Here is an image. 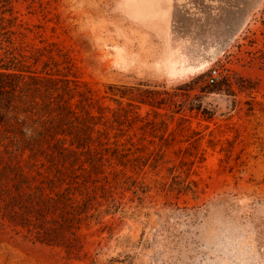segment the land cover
Returning a JSON list of instances; mask_svg holds the SVG:
<instances>
[{
  "label": "rangeland",
  "instance_id": "rangeland-1",
  "mask_svg": "<svg viewBox=\"0 0 264 264\" xmlns=\"http://www.w3.org/2000/svg\"><path fill=\"white\" fill-rule=\"evenodd\" d=\"M5 2L0 264H264V0Z\"/></svg>",
  "mask_w": 264,
  "mask_h": 264
},
{
  "label": "trees",
  "instance_id": "trees-1",
  "mask_svg": "<svg viewBox=\"0 0 264 264\" xmlns=\"http://www.w3.org/2000/svg\"><path fill=\"white\" fill-rule=\"evenodd\" d=\"M10 12L11 7L7 2L0 3V147L3 146L6 150H9V143L15 147L19 143L18 137L10 136L8 128L12 122L21 120L20 107L24 96L20 87L28 72L25 70L23 55L13 39L15 24ZM26 141L33 142L34 138L29 137Z\"/></svg>",
  "mask_w": 264,
  "mask_h": 264
},
{
  "label": "bare ground",
  "instance_id": "bare-ground-1",
  "mask_svg": "<svg viewBox=\"0 0 264 264\" xmlns=\"http://www.w3.org/2000/svg\"><path fill=\"white\" fill-rule=\"evenodd\" d=\"M143 1L146 4H144V5L142 4L143 5L142 6L143 8H141V14L147 15L148 13H146V9L148 8V11L151 12L152 15H155L156 12L152 10V6H153V3L155 1H157V0H143ZM205 62H207V61H205Z\"/></svg>",
  "mask_w": 264,
  "mask_h": 264
},
{
  "label": "built area",
  "instance_id": "built-area-1",
  "mask_svg": "<svg viewBox=\"0 0 264 264\" xmlns=\"http://www.w3.org/2000/svg\"><path fill=\"white\" fill-rule=\"evenodd\" d=\"M217 78L216 70L211 69L208 74V82L209 83H215Z\"/></svg>",
  "mask_w": 264,
  "mask_h": 264
}]
</instances>
